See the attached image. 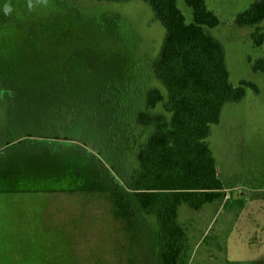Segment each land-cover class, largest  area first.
<instances>
[{
  "label": "rangeland",
  "instance_id": "rangeland-1",
  "mask_svg": "<svg viewBox=\"0 0 264 264\" xmlns=\"http://www.w3.org/2000/svg\"><path fill=\"white\" fill-rule=\"evenodd\" d=\"M207 2L220 23L205 29L223 42L231 81L260 92L248 86L212 125L208 141L229 184L224 199L181 204L189 264H261L264 71L251 65L264 58V23L235 22L257 0ZM165 33L144 0H49L32 12L27 0H0V264H157L156 221L116 180L126 185L138 168L148 130L136 113L148 89L165 91L152 68Z\"/></svg>",
  "mask_w": 264,
  "mask_h": 264
},
{
  "label": "trees",
  "instance_id": "trees-1",
  "mask_svg": "<svg viewBox=\"0 0 264 264\" xmlns=\"http://www.w3.org/2000/svg\"><path fill=\"white\" fill-rule=\"evenodd\" d=\"M144 1L166 29L159 55L152 61L165 91L158 86L148 89L145 107L136 113V123L148 130L137 152L138 168L126 185L117 178L116 183L124 199L131 194L142 215L156 221V263L189 264L191 243L179 208L185 203L199 209L224 199L229 184L220 177L208 141L212 125L220 122L226 103L246 97L248 86L257 93L260 89L246 78L238 85L231 81L224 44L205 29L220 23L207 0H185L192 9L190 22L177 0ZM235 22L248 28L264 23V0L240 11ZM263 42L264 32L257 38L258 44ZM251 67L264 71V58ZM160 104L162 111L156 110ZM225 200L245 205L243 199Z\"/></svg>",
  "mask_w": 264,
  "mask_h": 264
},
{
  "label": "clouds",
  "instance_id": "clouds-1",
  "mask_svg": "<svg viewBox=\"0 0 264 264\" xmlns=\"http://www.w3.org/2000/svg\"><path fill=\"white\" fill-rule=\"evenodd\" d=\"M49 4V0H27V9L29 12L34 11L38 7H47ZM14 11L11 4L6 3L3 6V13L5 16L11 15Z\"/></svg>",
  "mask_w": 264,
  "mask_h": 264
}]
</instances>
